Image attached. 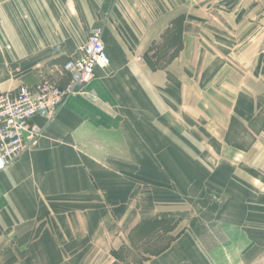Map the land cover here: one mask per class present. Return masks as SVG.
Returning <instances> with one entry per match:
<instances>
[{
    "label": "crops",
    "instance_id": "crops-1",
    "mask_svg": "<svg viewBox=\"0 0 264 264\" xmlns=\"http://www.w3.org/2000/svg\"><path fill=\"white\" fill-rule=\"evenodd\" d=\"M180 15L182 50L151 70L144 54ZM96 28L109 67L53 120L34 118L41 136L0 171V264H113L143 221L212 202L207 223L142 264H264V184L246 172L264 168V132L227 142L232 119L262 107L264 0H0V94L64 87ZM122 147L134 160L113 158Z\"/></svg>",
    "mask_w": 264,
    "mask_h": 264
},
{
    "label": "built area",
    "instance_id": "built-area-1",
    "mask_svg": "<svg viewBox=\"0 0 264 264\" xmlns=\"http://www.w3.org/2000/svg\"><path fill=\"white\" fill-rule=\"evenodd\" d=\"M110 65L102 42V29H93L78 50V57L62 67L68 83L64 87L44 80L33 88H22L15 94H0V171L6 169L41 136L33 119L53 120L65 101L80 87L91 82L96 69ZM93 102L98 99L89 96Z\"/></svg>",
    "mask_w": 264,
    "mask_h": 264
},
{
    "label": "rangeland",
    "instance_id": "rangeland-1",
    "mask_svg": "<svg viewBox=\"0 0 264 264\" xmlns=\"http://www.w3.org/2000/svg\"><path fill=\"white\" fill-rule=\"evenodd\" d=\"M97 29V28H96ZM101 29V28H99ZM103 33V31H102ZM88 37V36H87ZM165 51V47L158 46L155 49V52L157 53H162ZM63 67V66H62ZM263 71H264V61H263ZM63 71V70H62ZM64 73V72H63ZM262 107L258 113V116L253 119L249 118L248 116L242 120L235 118L234 121H232L231 125V132L229 134V141L232 142L235 145L240 146L243 150L247 149L248 146H251V142L253 141V138L259 131L264 132V94L261 97L260 100ZM251 119V120H250ZM242 121V122H241ZM249 122V126L247 127V122ZM259 136V134H258ZM264 139V137H263ZM264 140L259 141L261 144L260 146H257L258 148L262 147L264 148ZM210 146V142H209ZM125 148H120L117 149L115 148L112 149V152L114 154L112 155L113 158H122V159H127V161H131L133 157H130L126 152H123ZM260 159H263L262 156H259ZM97 158L103 160L104 156H97ZM134 160V158H133ZM205 160H207V164H212V160L208 157ZM135 162V161H134ZM193 163L199 162L197 159L193 157ZM218 162V161H217ZM192 163V164H193ZM213 164H217L215 161ZM212 170L208 171V174L213 173ZM247 174H250L251 176L255 177L256 179L260 180L264 184V168L263 166L257 167V170L252 169V170H247ZM239 176L235 175L233 179L235 181L239 180ZM208 179H218V174L215 171V174L211 176ZM259 188L253 189L254 193H252L256 199L257 202L264 203V185L260 186L258 184ZM226 198V197H225ZM192 199H196V195H192ZM214 200V199H213ZM258 204V203H257ZM189 206V205H187ZM208 206V208H207ZM219 204H215L214 202L209 203L207 205L202 203H193L191 204V210H182V212L187 213L185 216L187 219L185 220H179L173 219L171 223L168 224H160V225H152V221H143V225L140 226L138 229V232H133V234L130 236L128 235V240L125 246H121L117 251H114V255L110 254L107 255L108 259L112 261L114 264V261H119L120 263H115V264H142L144 261H146L149 257L153 256L160 250L165 249L171 242L176 238L181 235L183 232L185 234V228L193 229V228H198L199 226L202 225V222L206 220L203 219V217L200 216V214L203 215V213L210 212L212 210V207H217ZM163 207L168 208V205H164ZM241 210V208H240ZM256 210H261L260 205L257 207ZM263 210V209H262ZM162 213V212H160ZM205 218V217H204ZM207 223V222H206ZM257 228L259 226L257 225ZM191 232V231H190ZM188 232V233H190ZM153 254V255H151Z\"/></svg>",
    "mask_w": 264,
    "mask_h": 264
},
{
    "label": "trees",
    "instance_id": "trees-1",
    "mask_svg": "<svg viewBox=\"0 0 264 264\" xmlns=\"http://www.w3.org/2000/svg\"><path fill=\"white\" fill-rule=\"evenodd\" d=\"M184 16L180 15L170 22L169 28L158 42H154L149 50L144 54L143 60L148 67L153 70H166L168 64L173 61L180 53L183 47L182 30H183ZM165 47L162 53H156L155 49L158 46ZM234 121V118L232 119ZM227 142L230 143L228 140ZM236 148L241 149L240 146L233 144ZM171 221H154L152 225L168 224ZM164 250V249H163ZM160 250L156 254L161 253ZM153 255V254H151ZM155 255V254H154Z\"/></svg>",
    "mask_w": 264,
    "mask_h": 264
}]
</instances>
